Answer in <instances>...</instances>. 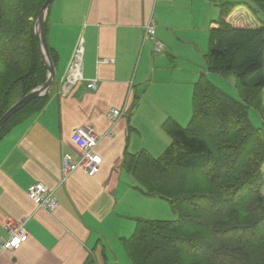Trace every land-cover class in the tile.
I'll return each instance as SVG.
<instances>
[{
  "label": "crops",
  "instance_id": "0c3cea01",
  "mask_svg": "<svg viewBox=\"0 0 264 264\" xmlns=\"http://www.w3.org/2000/svg\"><path fill=\"white\" fill-rule=\"evenodd\" d=\"M214 1L51 4L45 19L47 45L55 54L50 98L0 140V240L8 239L11 221L24 220L28 235L16 251L0 247V264L124 261L123 239L133 233L136 219L157 220L152 215L159 197L142 193L123 168V158L141 151L160 156L171 141L162 124L167 119L180 126L189 122L190 93L206 73L209 28L218 17ZM149 18L155 22V38L164 45L161 53H154L144 38ZM78 47L80 79L67 85ZM90 82L95 90L87 89ZM112 109L122 113L113 126L106 117ZM79 126L100 137L113 127V137L98 142L95 151L102 163L94 177L76 171L63 181L62 156L80 158L71 141ZM34 183L52 192L58 203L54 212L37 209L27 196Z\"/></svg>",
  "mask_w": 264,
  "mask_h": 264
},
{
  "label": "trees",
  "instance_id": "16d2710c",
  "mask_svg": "<svg viewBox=\"0 0 264 264\" xmlns=\"http://www.w3.org/2000/svg\"><path fill=\"white\" fill-rule=\"evenodd\" d=\"M45 1L0 0V118L47 79L34 32ZM216 7L205 72L233 76L237 97L201 74L192 88L189 122L162 124L171 139L163 153L124 156L123 168L142 193L168 200L177 214L171 221L135 220L122 242L131 264H264V132L248 117L255 109L264 124V0H226ZM49 98L13 114L0 140Z\"/></svg>",
  "mask_w": 264,
  "mask_h": 264
},
{
  "label": "built area",
  "instance_id": "2783aa9c",
  "mask_svg": "<svg viewBox=\"0 0 264 264\" xmlns=\"http://www.w3.org/2000/svg\"><path fill=\"white\" fill-rule=\"evenodd\" d=\"M145 40L152 43L153 52L161 53L164 51V45L157 41L155 38V22L153 18H149L144 27ZM81 47H78L71 65L68 68L66 82L70 85L80 79V62H81ZM78 71L76 77L73 74ZM66 86V85H65ZM87 89L95 90L96 86L94 82H90L86 85ZM121 111L117 109L110 110L106 117L108 118L111 126H113L116 120L121 116ZM113 137V127L109 128L102 137L95 135L91 129L79 126L76 127L71 134L72 143L80 150V158L78 160L72 159L71 156L65 154L61 158V177L62 180H66L71 174L76 171H82L88 177H94L102 163L101 157L96 153V147L100 138L111 139ZM27 196L37 207L45 212L52 213L57 207L58 203L52 192L41 183L32 184L27 190ZM25 221H11L6 225L8 232V239L0 240V247L9 252L18 250L21 245L27 240L28 235L24 228Z\"/></svg>",
  "mask_w": 264,
  "mask_h": 264
},
{
  "label": "water",
  "instance_id": "95a60500",
  "mask_svg": "<svg viewBox=\"0 0 264 264\" xmlns=\"http://www.w3.org/2000/svg\"><path fill=\"white\" fill-rule=\"evenodd\" d=\"M54 1L55 0L45 1L34 23V32L38 39L43 63L47 70V79L44 84L32 90L22 99H20L17 103H15L10 109H8V111L0 118V129L13 114H15L19 109L28 104L30 101L40 97L48 96L55 83V71L53 62L49 54L44 28L47 11Z\"/></svg>",
  "mask_w": 264,
  "mask_h": 264
},
{
  "label": "rangeland",
  "instance_id": "374dc122",
  "mask_svg": "<svg viewBox=\"0 0 264 264\" xmlns=\"http://www.w3.org/2000/svg\"><path fill=\"white\" fill-rule=\"evenodd\" d=\"M224 1H226V0H215L214 2H215V4H218L219 2H224ZM53 5L55 6L56 4L54 3ZM236 9H241V8L238 7ZM216 10H217V7H216ZM217 16H218V10H217ZM247 17H248L247 19H249V20L250 19H253V21L255 20L253 15H251L250 17L249 16H247ZM205 74H206L207 79L212 84H214L215 86H218L219 88L224 90L227 94L231 95L232 97H235V98L237 97V92H236L233 76H230L229 78L225 79V78H221V77L217 76L216 74H208V73H205ZM59 82H60L59 80H56L55 85H59ZM190 96H192V91L190 93ZM262 108H263V112H264V92H263V99H262ZM248 117H249V120L253 126L262 128L263 132H264V124L262 122V118H261L260 114L255 109L250 108L248 110ZM170 142H169V144H170ZM169 144L167 146H169ZM263 168H264V166H263ZM156 201L158 203V204H156V210L157 211H155L154 215H152L153 218H155L157 220H164V221H171V220H175L177 218V214L171 209L168 200L158 198V200H156ZM120 264H131V263L125 255L124 261L121 262Z\"/></svg>",
  "mask_w": 264,
  "mask_h": 264
},
{
  "label": "bare ground",
  "instance_id": "6f19581e",
  "mask_svg": "<svg viewBox=\"0 0 264 264\" xmlns=\"http://www.w3.org/2000/svg\"><path fill=\"white\" fill-rule=\"evenodd\" d=\"M78 71H76L75 73H77Z\"/></svg>",
  "mask_w": 264,
  "mask_h": 264
}]
</instances>
